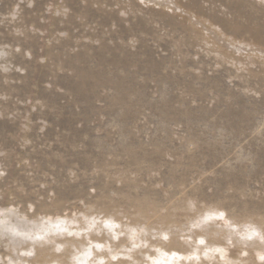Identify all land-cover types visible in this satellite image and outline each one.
<instances>
[{"label": "rangeland", "instance_id": "1", "mask_svg": "<svg viewBox=\"0 0 264 264\" xmlns=\"http://www.w3.org/2000/svg\"><path fill=\"white\" fill-rule=\"evenodd\" d=\"M0 213V264H264V1L0 0Z\"/></svg>", "mask_w": 264, "mask_h": 264}, {"label": "bare ground", "instance_id": "2", "mask_svg": "<svg viewBox=\"0 0 264 264\" xmlns=\"http://www.w3.org/2000/svg\"><path fill=\"white\" fill-rule=\"evenodd\" d=\"M260 1H264V0H260ZM252 42V41H251ZM248 43V42H247ZM248 44H250V42L248 43ZM217 211V210H216ZM1 214V213H0ZM3 214V213H2ZM3 215H6V214H3ZM0 216H2V215H0ZM3 217V216H2ZM5 217V216H4ZM6 218H8L7 216H6ZM1 220H3V219H1V217H0V221ZM75 220V219H74ZM87 220V219H86ZM77 221H79L80 222V220H77ZM89 221V220H88ZM75 222H76V220H75ZM87 222V221H86ZM81 223H83L82 221H81ZM80 223V224H81ZM3 224H5V222L3 223ZM11 224H13V223H11ZM84 224V223H83ZM82 224V225H83ZM10 225V224H9ZM8 225V226H9ZM6 226V225H5ZM79 226H81V225H79ZM84 226V225H83ZM86 226V225H85ZM78 228V227H77ZM80 228H83V227H80ZM79 228V229H80ZM84 228H86V227H84ZM197 228V227H196ZM70 229V228H69ZM94 230V229H93ZM86 231V230H85ZM205 235H204V233H203V236H204V238H205V236L208 234V238H214L212 241H210V239L208 240V241H206V243H205V245L204 246H200V247H196L193 243H190V244H188V245H184V244H181V243H177L176 241H177V239H174V238H171L170 240H168V242H162V241H158V242H156V243H152V242H150V245H153V247H155L154 248V250H156L157 249V254H155V252L154 253H149L148 255V257H150V256H152L153 254L155 255V256H157V258H160V257H163V256H166V255H169L170 254V252H172V254L173 253H176L177 255H184V254H192V253H195V255L200 259V262H198L197 264H207V262L210 260V258H213V261H212V264H228L227 263V261H231V263L230 264H245L244 263V261H245V259L244 258H242V259H239L238 257H232V256H230L231 255V252L228 254V255H224V251H227V252H229L230 250L229 249H227V247H225V245L221 242L222 241V239H220L223 235L226 237V235H228V231H227V229H225V228H223L222 230H219L216 226H214V225H212L211 223H208V224H206V227H205ZM7 231H5V233H6ZM64 232V231H63ZM88 234V233H87ZM87 234H84V236L85 235H87ZM195 234V233H194ZM53 236V235H52ZM56 236V235H55ZM77 236V235H76ZM88 236V235H87ZM187 236V235H186ZM189 236V235H188ZM196 236H201L200 234H197V235H195V237ZM202 236V237H203ZM213 236V237H212ZM230 236H231V234H230ZM54 237V236H53ZM56 237H58V236H56ZM56 237H55V239H56ZM81 237V236H80ZM90 237H91V235H90ZM48 238V237H47ZM52 238V237H51ZM78 238V237H77ZM203 238V239H204ZM231 238H233V237H231ZM67 239V238H66ZM202 239V238H201ZM207 239V238H206ZM205 239V240H206ZM215 239H217V240H215ZM239 239V238H238ZM238 239H237V237L234 239V240H237L238 241ZM48 240V239H47ZM58 240V239H57ZM83 240H85L84 238H83ZM199 240V239H198ZM197 240V241H198ZM92 241H93V239H92ZM202 241V240H201ZM237 241H235V242H237ZM35 242V241H34ZM37 242V241H36ZM39 242V241H38ZM71 242H73V244H75V245H78V247L81 245V242H77V241H75V240H73V241H69L68 242V239H67V241L66 242H63L64 244L66 243H71ZM99 242V241H98ZM254 242V241H253ZM62 243V244H63ZM125 243V242H124ZM203 243V242H202ZM40 244V243H39ZM46 244V243H45ZM61 244V245H62ZM64 244L62 245V246H64ZM85 244V243H84ZM83 243H82V245L83 246H85ZM260 243H255V246H256V248H258L259 247V249H263L262 247H261V244L259 245ZM11 245V244H10ZM47 245V244H46ZM50 245V244H49ZM53 245V244H52ZM57 245V244H56ZM70 245H72V244H69V245H66L65 247H67V246H70ZM40 246V245H39ZM55 246V245H54ZM72 246H74V245H72ZM71 246V247H72ZM86 246H87V244H86ZM92 246V245H91ZM127 247H128V245H126ZM199 246V245H198ZM253 246V245H252ZM53 247V246H52ZM65 247H62V248H65ZM76 247V246H75ZM82 247V246H81ZM89 247V246H88ZM69 249H67V248H65V250H66V252H72V251H70V247H68ZM73 248V247H72ZM90 248V247H89ZM88 248V249H89ZM47 251H48V249H50V248H45ZM52 250H53V248H51ZM50 249V250H51ZM55 249V248H54ZM77 249V248H76ZM79 249H81V248H79ZM84 249V248H83ZM94 249H96V248H94ZM49 250V251H50ZM56 250L57 249H55V251L54 252H56ZM63 250V249H62ZM74 250V249H73ZM86 250H87V248H86ZM92 250H93V248H92ZM92 250H91V252H92ZM148 250V249H147ZM61 251V250H60ZM64 251V250H63ZM76 251V250H75ZM85 252V250H79L78 252V254H82L83 252ZM89 251V250H88ZM146 251V250H145ZM206 251V252H205ZM51 252V251H50ZM74 252V251H73ZM81 252V253H80ZM95 252V251H94ZM214 252H218V254L217 255H215V254H213ZM59 253V252H58ZM76 253H77V251H76ZM104 253V252H103ZM146 252H144V254H145ZM90 254V253H89ZM94 253H92V255H93ZM105 254V253H104ZM119 254V253H118ZM51 255V254H50ZM61 255V254H60ZM65 255V254H64ZM85 255V257L87 258V255L86 254H84ZM84 255L83 256H81V257H84ZM100 255V257H102L101 256V254H98V255H96V256H99ZM213 255H214V257H213ZM222 256L223 257V261L222 262H220L218 259H217V256ZM107 256V255H106ZM170 256H173V255H170ZM175 256V255H174ZM47 257L48 256H46V257H44V260H47ZM60 257V256H59ZM94 257V256H93ZM103 257H105V255L103 256ZM108 257V256H107ZM145 257V256H144ZM144 257H142V260H143V258ZM194 257V256H193ZM49 258H52L53 260H54V258H55V256H49ZM196 258V257H195ZM194 258V259H195ZM197 258V259H198ZM56 259V261L60 264H66V263H68V262H65V260L64 259H62V258H55ZM105 259V258H104ZM110 259V258H109ZM108 259V260H109ZM193 259V258H192ZM250 259V258H249ZM100 260V259H99ZM141 260V259H140ZM145 260V259H144ZM176 261V260H175ZM174 261V262H175ZM195 261L196 260H191V261H187V263H185V262H179V261H177V262H179L178 264H195ZM199 261V260H198ZM47 262V261H46ZM54 261H52V263H53ZM81 262V261H80ZM79 262V263H80ZM83 262V261H82ZM110 262V261H109ZM119 263H121V264H125L126 262H123L122 263V261L121 260H119L118 261ZM143 264H144V262L143 261H141ZM248 262V261H247ZM47 263H51V262H47ZM146 263V262H145ZM168 263V262H167ZM173 263V262H172ZM209 263H210V261H209ZM68 264H71V262L70 263H68ZM80 264H82V263H80ZM90 264V263H89ZM111 264H113V263H111ZM147 264H149V263H147ZM174 264V263H173ZM175 264H177V263H175Z\"/></svg>", "mask_w": 264, "mask_h": 264}]
</instances>
